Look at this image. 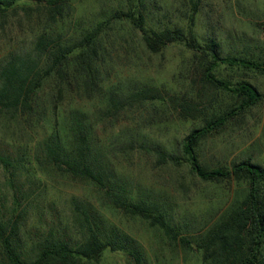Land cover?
I'll return each instance as SVG.
<instances>
[{
  "label": "rangeland",
  "instance_id": "374dc122",
  "mask_svg": "<svg viewBox=\"0 0 264 264\" xmlns=\"http://www.w3.org/2000/svg\"><path fill=\"white\" fill-rule=\"evenodd\" d=\"M44 5L41 0H26L0 19V61L10 52L28 49L36 35L52 25ZM146 5L147 25L153 29L191 28L199 39L215 38L223 56L264 61V0H200L196 11L190 0H146ZM128 8L127 0H71L60 28L72 36L115 10ZM96 65L99 78L95 89H85L84 83L72 76L71 66L69 84L62 90L54 76L44 83L34 97L31 115L0 120V154L18 160L10 169H18L13 185L0 167V215L9 216L14 207L17 211L26 209L20 233L25 247L51 226L72 237L78 224L71 213L74 197L90 205L107 226L134 238L142 248L145 264H201V253L172 242L149 221L114 208L95 185L56 169L39 151L47 137L64 135L72 111H84L99 159L107 166L112 183L120 185L126 195L156 202L166 209L182 236L200 235L241 196L242 190L234 181H202L182 159V140L203 124L201 118H181L169 98L199 101L197 90L204 68L201 55L182 44H170L159 53H151L131 23L114 20L102 34ZM214 73L231 85L237 80L249 81L263 98L241 120L232 121L202 141V164L208 169L230 167L251 157L264 165V68L238 70L224 65ZM145 85L159 89L167 99L165 103L148 102L114 116L107 111L109 87L127 92L131 86ZM211 99L216 110L234 104L230 92L208 89L200 105L208 108ZM128 143L134 148L130 149ZM146 146L175 153L181 157V164H157V156L142 148ZM128 263L124 253L105 250L99 260L87 264Z\"/></svg>",
  "mask_w": 264,
  "mask_h": 264
},
{
  "label": "trees",
  "instance_id": "16d2710c",
  "mask_svg": "<svg viewBox=\"0 0 264 264\" xmlns=\"http://www.w3.org/2000/svg\"><path fill=\"white\" fill-rule=\"evenodd\" d=\"M24 1L0 0V19ZM41 1L52 25L36 35L28 49L10 52L0 61V120H17L20 116L31 115L34 97L44 83L54 76L62 90L63 85L69 84L68 67L71 69V66L72 76L82 81L85 89H95L99 78L96 62L102 49V34L114 20L131 23L151 53H159L170 44H182L200 54L204 65L197 90L199 101L169 98L181 118H201L203 124L182 140V159L204 182L234 181L242 186L241 196L200 235L192 238L182 236L166 209L156 202L126 195L120 191V185L112 183L107 166L99 159L92 126L84 111H72L66 121L64 135L47 137L40 144L39 151L56 169L95 185L114 208L149 221L172 242L178 241L184 249L201 253V264H264V165L247 157L230 167L208 169L199 156V147L204 139L232 121L241 120L263 98V94L249 81L237 80L231 85L224 78H218L214 70L225 65L238 70L263 71L264 61L253 57L223 56L215 38L199 39L191 28H151L147 25L146 0H127L128 10H115L107 18L72 36L60 28L70 10L71 0ZM195 1L190 0L194 11L200 0ZM208 89L230 92L233 106L216 110L211 99L208 100L209 107L203 108L200 104L207 97ZM166 100L163 93L153 86H131L127 92L111 86L107 89L106 109L114 116L126 108L148 102L165 103ZM128 146L134 148L133 143H128ZM142 148L157 156V164H181V157L175 153L153 146ZM15 161L18 160L0 154V167L9 174L11 185L17 176L18 169L10 170L18 164ZM25 210L17 211L14 207L9 216L0 215V264H87L99 260L105 250L124 253L128 264H145L142 248L134 238L116 227L107 226L90 205L74 197L71 198V213L78 223L75 236L61 233L51 226L45 233L31 238L30 245L25 247L20 241Z\"/></svg>",
  "mask_w": 264,
  "mask_h": 264
}]
</instances>
